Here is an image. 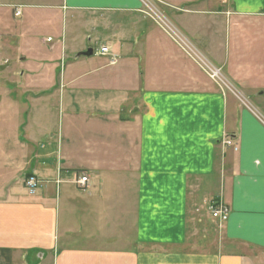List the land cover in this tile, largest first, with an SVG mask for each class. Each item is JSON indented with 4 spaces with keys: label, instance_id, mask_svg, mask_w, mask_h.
<instances>
[{
    "label": "crops",
    "instance_id": "0c3cea01",
    "mask_svg": "<svg viewBox=\"0 0 264 264\" xmlns=\"http://www.w3.org/2000/svg\"><path fill=\"white\" fill-rule=\"evenodd\" d=\"M151 2L254 110L142 0H0V264H264V0Z\"/></svg>",
    "mask_w": 264,
    "mask_h": 264
},
{
    "label": "built area",
    "instance_id": "2783aa9c",
    "mask_svg": "<svg viewBox=\"0 0 264 264\" xmlns=\"http://www.w3.org/2000/svg\"><path fill=\"white\" fill-rule=\"evenodd\" d=\"M144 3V6L146 5L147 8L151 11V18L155 20L182 48L183 50L191 57L197 59L203 68L204 71L209 75L211 79L216 81L217 83L219 81L223 82L224 80L221 79L222 73L220 69L212 66L205 58L201 57L199 52L191 48V45L182 37V35L174 29V26L167 21L164 16L161 14H158L156 10L150 5L147 4L145 0H142ZM97 55L101 56H112L110 60V64L115 65L117 63V58L113 55H111L110 51L107 49V47L101 46L99 50H97ZM219 84V83H218ZM236 95V93H234ZM223 144L227 147H232L235 151H238V147L233 143V140L230 138L225 137ZM89 178L88 176H82L78 179L77 184L82 189H86L88 187ZM45 182L39 179L36 175L31 174L27 176L25 180V187L28 191V193L31 196H34L37 194V192L44 186ZM208 211L211 215V217L218 221L221 225L225 224L230 215V209L224 205L221 202H211L208 206Z\"/></svg>",
    "mask_w": 264,
    "mask_h": 264
},
{
    "label": "rangeland",
    "instance_id": "374dc122",
    "mask_svg": "<svg viewBox=\"0 0 264 264\" xmlns=\"http://www.w3.org/2000/svg\"><path fill=\"white\" fill-rule=\"evenodd\" d=\"M146 1V3L147 4H150L155 10H156V12L158 13V14H161V15H163L164 17L163 18H165L167 21H168V17H167V15L165 14V12H163L161 9H159V8H156V5H154L152 2H151V0H145ZM144 9H145V11L147 12V13H149V14H151V11L149 10V8H147V6L145 5L144 6ZM148 14V16L151 18V16ZM152 19V18H151ZM65 21H69V23H70V17L68 18V19H65ZM154 22L156 23V21L154 20ZM160 22V21H159ZM158 22V23H159ZM170 22V21H169ZM69 23L67 22L66 24H67V28H66V24H65V37H67L68 38V35H70V33L72 32V27H70V25H69ZM161 23V22H160ZM171 23V22H170ZM73 31H74V33H75V35L76 36H78V37H80V36H87L88 34H92L91 33V31H92V27H88V26H85V25H79V26H76V27H74V29H73ZM73 33V32H72ZM191 48L192 49H194L195 50V48L193 47V45L191 44ZM71 56H73V55H68V57L70 58ZM68 58V59H69ZM66 60V59H65ZM64 63H68V60H66V62H64ZM221 71V70H220ZM221 73H223V72H221ZM224 74V73H223ZM223 74H221L222 75V77H221V79L222 80H224L223 82H221V81H219L218 83H219V85H220V87L228 94V95H230V96H232V97H236L240 102H241V104L242 105H244L243 107L244 108H246V109H248V110H254V108H253V106L254 105H252L253 103H250V101L248 100V99H246V98H244V96L240 93V92H238L235 88H233L234 86H232V83L231 82H229L226 78H225V76L223 75ZM234 93H236V95L234 94ZM263 116H264V113H263ZM261 117V120H262V122L264 123V117H262V116H260ZM196 234H197V232H192V235H191V241H195V238H196Z\"/></svg>",
    "mask_w": 264,
    "mask_h": 264
},
{
    "label": "water",
    "instance_id": "95a60500",
    "mask_svg": "<svg viewBox=\"0 0 264 264\" xmlns=\"http://www.w3.org/2000/svg\"><path fill=\"white\" fill-rule=\"evenodd\" d=\"M94 54V51H93V49H88L86 52H84V53H82L81 55H78V57H80V56H88V57H90V56H92Z\"/></svg>",
    "mask_w": 264,
    "mask_h": 264
}]
</instances>
